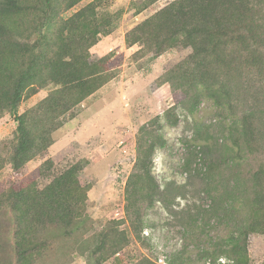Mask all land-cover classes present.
<instances>
[{"label":"trees","instance_id":"obj_1","mask_svg":"<svg viewBox=\"0 0 264 264\" xmlns=\"http://www.w3.org/2000/svg\"><path fill=\"white\" fill-rule=\"evenodd\" d=\"M83 1L0 0V120L8 114L16 122L12 148L0 153V165L15 174L44 155L54 144L53 134L75 117V110L115 78L109 68L112 54L91 59L92 50L116 30L122 13L100 12L103 0H94L65 17ZM158 1L144 3L134 15ZM125 43L139 44L138 53L154 59L170 50H192L162 76L161 84L185 96L189 114L206 99L226 112L229 124L221 148L211 146L213 137L207 134L206 143L185 161L188 173L194 163L203 164L210 202L188 218L186 232L196 224L229 221L231 234L207 256L251 264L250 236L264 235V0H175L128 32ZM40 91L49 94L19 115L22 103ZM197 126L196 139H202ZM136 146L125 213L133 230L141 232L143 208H152L163 194L152 167L164 142L145 125ZM47 165L54 166L52 161L41 165V176H46ZM83 168L76 163L42 190L32 184L0 194V216L3 211L10 215L0 220V264H36L50 247L43 236L51 237L53 230L72 235L80 228L90 190L79 181ZM120 225L108 224L93 238L89 264H105L128 246L129 236ZM137 264L156 263L145 259Z\"/></svg>","mask_w":264,"mask_h":264},{"label":"rangeland","instance_id":"obj_2","mask_svg":"<svg viewBox=\"0 0 264 264\" xmlns=\"http://www.w3.org/2000/svg\"><path fill=\"white\" fill-rule=\"evenodd\" d=\"M93 1L84 0L65 17ZM149 1H102L100 12L122 15L116 30L92 50L91 60L112 54L109 68L115 78L75 110V117L66 120L53 134L54 144L48 151L32 160L19 174L6 164L0 165V194L32 184L42 190L76 163L84 167L79 181L82 187L90 188L86 219L72 235L60 236L58 230H53L51 237L43 236L50 247L36 264H89L93 238L113 222L121 223L119 229L127 232L129 244L105 264H117V260H121L120 264H137L145 259L158 264L162 256L168 264L173 261L174 264H219L218 258L230 263L226 256H207L231 234L229 221L204 223V227L196 224L191 232H186L188 218L193 214L196 217L197 208H206L210 202L200 171L203 164L194 163L191 173L183 169L195 147L206 143L207 134L213 137L211 146L222 147L226 135L224 129L229 124L227 114L206 99L193 115L189 114L183 105L185 96L172 90L169 84H161L162 76L191 54L190 48L170 50L154 59L138 53L141 50L139 44L126 45L128 32L175 0H159L140 15H134L136 9ZM48 94V91H40L25 100L19 115L36 106ZM174 120L176 123L172 124ZM145 125L157 130L164 142V146L154 153L152 167L163 194L152 208H143V228L136 232L125 213V193L136 161L137 134ZM197 125L202 127V139H196ZM15 130L12 115L7 114L0 120V153L10 152ZM48 161L54 166L47 165L46 176H41L38 168ZM249 161L244 168H249ZM5 216L10 217L3 211L0 220ZM145 231L150 237L145 236ZM1 243L5 244L3 240ZM248 248L251 264H264V235H251Z\"/></svg>","mask_w":264,"mask_h":264},{"label":"built area","instance_id":"obj_3","mask_svg":"<svg viewBox=\"0 0 264 264\" xmlns=\"http://www.w3.org/2000/svg\"><path fill=\"white\" fill-rule=\"evenodd\" d=\"M144 234H145L146 237H150L147 231H145ZM220 262L222 264H225L226 261H225V259H220ZM160 264H166L165 261H164V258L160 259Z\"/></svg>","mask_w":264,"mask_h":264},{"label":"clouds","instance_id":"obj_4","mask_svg":"<svg viewBox=\"0 0 264 264\" xmlns=\"http://www.w3.org/2000/svg\"><path fill=\"white\" fill-rule=\"evenodd\" d=\"M161 258H164L165 263L168 264V262L166 261V258L163 257V256L159 258V260H158V264H160V259H161ZM220 259H224V258H220ZM220 259H218V263H219V264H222V263L220 262ZM225 261H226V260H225ZM225 264H226V262H225Z\"/></svg>","mask_w":264,"mask_h":264}]
</instances>
